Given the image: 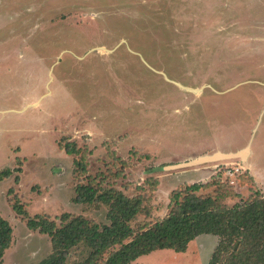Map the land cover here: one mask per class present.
I'll return each instance as SVG.
<instances>
[{"label": "rangeland", "instance_id": "obj_1", "mask_svg": "<svg viewBox=\"0 0 264 264\" xmlns=\"http://www.w3.org/2000/svg\"><path fill=\"white\" fill-rule=\"evenodd\" d=\"M244 146L247 164H189ZM16 167L0 181V214L13 228L3 264L55 252L13 209L14 193L31 216L59 224L70 212L103 225L106 203L74 201L77 183L102 180L103 191L141 198L130 222L140 230L192 183L206 185L199 195L239 193L225 199L231 206L264 191V0H0V170ZM218 239L201 234L183 252L157 249L131 264H209ZM87 252L72 248L65 264Z\"/></svg>", "mask_w": 264, "mask_h": 264}, {"label": "trees", "instance_id": "obj_2", "mask_svg": "<svg viewBox=\"0 0 264 264\" xmlns=\"http://www.w3.org/2000/svg\"><path fill=\"white\" fill-rule=\"evenodd\" d=\"M62 147L70 155H81V148L74 143L66 142ZM84 158L82 155L76 160L82 172L88 167ZM138 158H150V154H138ZM118 160L130 163L123 158ZM19 171L20 167L0 170V181ZM153 179L158 181V178L148 181L153 183ZM15 181H20L18 174ZM212 184L216 186L220 180ZM205 187L202 183H192L185 187L184 192H173L167 215L140 230H135L130 222L141 213V198L128 197L116 189L103 191L102 180L77 183L74 201L106 203L109 206V224L102 225L70 212L57 217L60 219L58 224L47 214L31 216L17 193L10 201L30 229L51 237L55 252L38 264H65L71 249L79 245H84L88 252L73 264H131L139 256L157 249L183 252L201 234H214L219 238L209 264H264V193L255 191L251 199L231 206L225 199L240 196L239 193L224 189L215 195L197 194ZM13 192L14 188L10 187L8 194ZM12 235L11 223L0 214V264H3L5 252L11 246Z\"/></svg>", "mask_w": 264, "mask_h": 264}, {"label": "water", "instance_id": "obj_3", "mask_svg": "<svg viewBox=\"0 0 264 264\" xmlns=\"http://www.w3.org/2000/svg\"><path fill=\"white\" fill-rule=\"evenodd\" d=\"M179 84V83H178ZM181 86V85H180ZM183 88H186L184 86H182ZM188 90H194L196 91L197 89H191V88H186ZM248 148L241 150L239 152L236 153H223V152H216L212 155H207L204 157H200V158H196V159H191L189 164L190 165H195V164H199V163H205V162H210V161H214V160H219V159H228V158H245L246 155L248 154Z\"/></svg>", "mask_w": 264, "mask_h": 264}, {"label": "crops", "instance_id": "obj_4", "mask_svg": "<svg viewBox=\"0 0 264 264\" xmlns=\"http://www.w3.org/2000/svg\"><path fill=\"white\" fill-rule=\"evenodd\" d=\"M244 148H246L245 146L243 147V148H239V149H232L233 151H235V152H228V153H236V152H239V151H241V150H244ZM224 153V152H223ZM251 153H252V151L250 150L249 152H248V154L246 155V157L245 158H242V160L245 162V164H247L248 162H249V159H250V156H251ZM249 171V170H248ZM250 172V171H249ZM251 173V172H250ZM252 174V176L254 177V183L256 184V186L258 187V189H260L261 190V187L259 186V184H258V182H257V177L255 176L256 174H253V173H251ZM263 193H264V191H262Z\"/></svg>", "mask_w": 264, "mask_h": 264}, {"label": "built area", "instance_id": "obj_5", "mask_svg": "<svg viewBox=\"0 0 264 264\" xmlns=\"http://www.w3.org/2000/svg\"><path fill=\"white\" fill-rule=\"evenodd\" d=\"M230 172V171H229Z\"/></svg>", "mask_w": 264, "mask_h": 264}]
</instances>
